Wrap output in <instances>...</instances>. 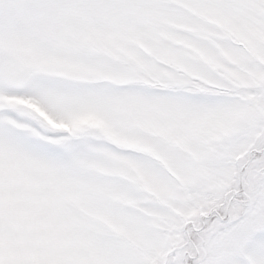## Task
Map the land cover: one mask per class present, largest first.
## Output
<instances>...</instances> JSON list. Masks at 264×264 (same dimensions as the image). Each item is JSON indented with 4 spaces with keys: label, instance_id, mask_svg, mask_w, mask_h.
<instances>
[{
    "label": "snow or ice",
    "instance_id": "snow-or-ice-1",
    "mask_svg": "<svg viewBox=\"0 0 264 264\" xmlns=\"http://www.w3.org/2000/svg\"><path fill=\"white\" fill-rule=\"evenodd\" d=\"M0 264H264V0H0Z\"/></svg>",
    "mask_w": 264,
    "mask_h": 264
}]
</instances>
